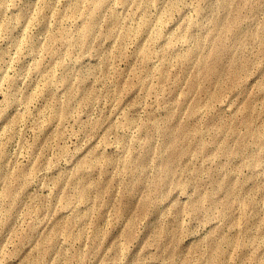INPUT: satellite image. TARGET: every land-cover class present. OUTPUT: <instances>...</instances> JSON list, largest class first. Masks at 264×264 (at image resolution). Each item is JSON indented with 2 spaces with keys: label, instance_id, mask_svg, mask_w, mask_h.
Masks as SVG:
<instances>
[{
  "label": "rangeland",
  "instance_id": "rangeland-1",
  "mask_svg": "<svg viewBox=\"0 0 264 264\" xmlns=\"http://www.w3.org/2000/svg\"><path fill=\"white\" fill-rule=\"evenodd\" d=\"M0 264H264V0H0Z\"/></svg>",
  "mask_w": 264,
  "mask_h": 264
}]
</instances>
